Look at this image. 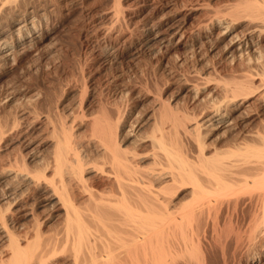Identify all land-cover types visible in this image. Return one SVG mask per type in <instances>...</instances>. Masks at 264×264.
Wrapping results in <instances>:
<instances>
[{
  "label": "rangeland",
  "instance_id": "rangeland-1",
  "mask_svg": "<svg viewBox=\"0 0 264 264\" xmlns=\"http://www.w3.org/2000/svg\"><path fill=\"white\" fill-rule=\"evenodd\" d=\"M4 1H0V12L4 14L0 13V30L6 31L1 38H11L17 19L25 16L40 23L44 35L36 48H20L14 55L17 57L0 68V123L5 125L7 134L3 133L0 139V207H6L2 198L9 191L22 193L20 202L29 203L27 207L32 208L26 216L15 213L14 204L13 212L12 208L7 210L9 213L2 208L17 232L24 225H32L35 214L48 231L46 235L63 226V210L50 206V199L42 189L20 176L11 178L3 173L12 158L20 164L27 161L26 171H35L43 157H51L54 146L49 120L69 123L73 133L76 131L74 134L91 148L92 142L87 145L88 136L91 137L89 122L102 112V107H107L114 116L119 108L129 131L149 133L154 120L161 117L160 105L165 102L187 123L203 121L201 130L203 136L206 133L207 145L212 143L211 149L219 148L226 160H264L257 151L258 145L264 142V37L260 41L261 51L258 49L248 55L252 58L230 61L225 53V41L215 38L219 30H212L210 24L213 13L229 0H66L67 3L65 0H18L15 1L18 7L15 2L10 5ZM35 10H39L38 13ZM245 23H237L236 29L243 30ZM154 24L159 30L164 27L166 30L172 24L180 26V32L171 38L167 36L166 40L160 36L148 38L145 32ZM208 31H213L209 40L203 36ZM249 74L255 78L254 83L246 91L234 93L235 84L231 80L241 77V81ZM217 105L225 120L204 121ZM12 121L18 123L14 122L16 127ZM10 125L15 129L11 130ZM32 147L35 154L42 157L38 156L37 164L30 157ZM247 147L251 148L250 153ZM101 179L105 177L100 176L98 181ZM178 190L174 194L176 201L191 204L185 216L174 224V232L171 230L172 234H177V239L186 235L190 237L187 240H191L186 248L184 245L174 247V251L182 253L179 256L183 260L177 256L178 264H197L198 260L202 261L200 264H264V209L262 199L258 201L264 188L238 187L213 196L212 200L195 203L191 202V185ZM222 199L226 202L218 206ZM230 199L239 200L236 207L227 204ZM247 231H252L251 237Z\"/></svg>",
  "mask_w": 264,
  "mask_h": 264
},
{
  "label": "bare ground",
  "instance_id": "bare-ground-1",
  "mask_svg": "<svg viewBox=\"0 0 264 264\" xmlns=\"http://www.w3.org/2000/svg\"><path fill=\"white\" fill-rule=\"evenodd\" d=\"M15 1L18 2V0H5L4 4ZM65 2L67 3L66 0ZM14 4L17 6L16 2ZM205 4L202 3L203 6H207ZM221 4L223 5L224 2L219 5ZM25 6L28 5L25 4ZM210 6L209 4L208 7ZM212 10L213 13L214 8ZM38 11L35 10L37 13ZM0 13L4 15L3 12ZM213 14H211L212 18L210 17L211 29L219 30L215 38L218 41H225L223 43L225 47H223L226 52H224L228 54L230 61L236 58L243 59L258 49L261 51L259 47H262L260 41H263L261 38L264 37V0H234L233 2L229 0L222 9L218 8L216 14L215 12ZM7 15L9 14H6L5 18ZM242 21L246 22L245 26L243 25L244 28H241L243 30H237L236 24ZM39 25L40 23L37 24L33 18L25 16L17 19L14 32L10 34L11 38L7 36L1 38L6 30H0V68L6 66L10 59L17 57L14 55L20 48L31 46L36 48L35 45L44 38ZM164 28L159 30L154 24L149 26L145 33L148 38L160 36L159 38L163 40L167 36L174 37L180 32V26L173 24L167 26L166 30ZM212 32L208 31L203 36L209 40ZM188 40L183 44L186 45ZM235 79H237V81L234 80L236 83L231 80L233 85L235 84L232 86L233 89L231 88L234 93L246 91L255 80L251 74L241 81L239 80L241 77ZM246 97L247 100L248 96ZM160 106L163 109L161 117L154 120L149 133L140 132L141 134L139 130L136 133L134 130L127 129L119 108L115 109L114 116L111 115L112 113L109 114L111 110L108 111L107 107H102L105 109L101 108L102 112L92 117L89 122L91 137L88 136L87 145L92 142L91 148L86 147L84 144L86 142L74 134L76 131L73 133L72 125L69 126V123L62 120V122L59 120L60 123H55L49 120V117H45L50 121V137L53 139L54 147H52L51 157L46 159L43 157L40 162L39 154L38 156L35 154L36 151L32 145L33 147L29 148L30 157L34 163L35 161L41 163L39 168L35 171H26L27 161L20 164V161L12 158L9 161L10 167L7 164V168L3 165L5 168L1 169L8 177L20 176L19 178L42 189L46 194L45 197L50 199V206L56 205L63 210V226L57 228L58 230L54 229L55 231L50 235H46L48 231L42 227V220L35 214V222L29 226L24 225L23 229L17 232L11 225L6 211H9L14 204V212L26 216L30 214L32 208L27 207L29 203L20 202L22 193L6 192L5 197L2 198V203H6V207L2 208H6V211L0 207V264H178L177 256L178 259L181 258L179 255L182 253L173 249L181 245L186 248L185 245L191 241L187 240L190 237L186 238V235L179 240L177 234L171 232L176 227L174 224L185 216L186 209L191 205L180 203V200L176 201L174 194L179 191L178 189L191 185V202L195 203L206 199L212 200L211 197L234 191L238 187L264 188V160L246 159L235 162L226 160V155L221 153L219 148L211 149L212 143L207 145L208 142L204 138L206 133L203 136L201 130L205 124L203 121L202 123L194 121L189 124L183 117L178 118L179 114L174 113V109L171 110L165 102ZM223 114L217 105L204 121L213 119L214 122H223L225 120ZM2 125L3 123H0V139L4 137L3 133L6 134L3 128L5 125ZM12 125H10L11 130L15 129ZM7 130L6 128V132ZM258 146L257 151L264 157V142L262 141ZM247 151L250 153L251 148L247 147ZM100 176L105 179L98 181ZM7 188H10L8 183ZM259 195L258 201L262 199L261 205L264 209V190ZM238 201L230 199L227 204H234L236 207ZM224 202L226 201L222 199L218 206ZM32 216H34L33 213ZM247 233L252 236V231ZM186 251L188 253L189 250L186 249ZM199 261L201 260H198L197 264H200Z\"/></svg>",
  "mask_w": 264,
  "mask_h": 264
}]
</instances>
